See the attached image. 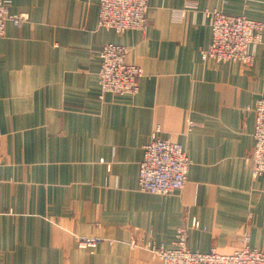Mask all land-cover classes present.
Masks as SVG:
<instances>
[{"label": "crops", "instance_id": "1", "mask_svg": "<svg viewBox=\"0 0 264 264\" xmlns=\"http://www.w3.org/2000/svg\"><path fill=\"white\" fill-rule=\"evenodd\" d=\"M7 1L27 20L0 35V264H160L145 243L173 247L183 226L192 251L264 248V178L248 159L264 44L249 66L200 55L206 9L264 20V0H148L146 28L122 33L98 25L99 0ZM106 42L143 69L130 100L100 96ZM154 138L190 159L168 194L139 186Z\"/></svg>", "mask_w": 264, "mask_h": 264}, {"label": "built area", "instance_id": "2", "mask_svg": "<svg viewBox=\"0 0 264 264\" xmlns=\"http://www.w3.org/2000/svg\"><path fill=\"white\" fill-rule=\"evenodd\" d=\"M148 0H99L98 25L111 28L116 33L127 29H144L147 20ZM210 19L211 40L200 50L203 60L214 62L235 61L249 66L253 63V46L264 44V20L243 15H232L216 9H206ZM9 20L19 25L27 20L24 12L9 13L8 1L0 0V35L4 34L5 23ZM127 48L124 45L106 42L99 51L100 68L98 84L100 96L105 93L124 100H130L139 91V79L143 75L141 66L127 63ZM255 122L253 146L248 156L251 175L264 178V96L258 97L253 105ZM188 128L194 125L187 122ZM159 130V126H156ZM190 159L184 146L168 138H154L145 143L139 162L138 182L143 191L168 194L181 189L186 181ZM192 227H200L197 218H191ZM187 227H179L176 245L166 247L154 242L145 247L160 264H264V248L243 244L230 253L214 249L207 252L192 251L186 246ZM101 238L82 236L77 240L80 248L93 250Z\"/></svg>", "mask_w": 264, "mask_h": 264}]
</instances>
